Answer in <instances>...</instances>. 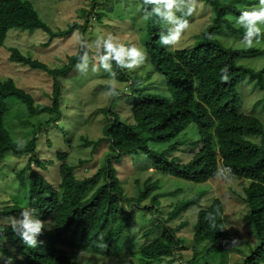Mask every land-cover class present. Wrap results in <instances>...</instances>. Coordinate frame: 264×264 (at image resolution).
Returning <instances> with one entry per match:
<instances>
[{
    "label": "trees",
    "instance_id": "1",
    "mask_svg": "<svg viewBox=\"0 0 264 264\" xmlns=\"http://www.w3.org/2000/svg\"><path fill=\"white\" fill-rule=\"evenodd\" d=\"M138 1L144 9L143 0ZM203 1L212 7V21L201 31L200 39L187 48L169 51L162 47L159 43L161 31L154 26V17L148 16V37L143 49L150 71H144V77L148 78L152 73L162 75L170 97L141 91L143 75L115 69L116 80L129 83L127 92L116 89L117 98L122 97L128 105L129 116L122 118L110 104L102 109L106 117L102 136L97 140L82 138L83 145L94 144V148L103 141L108 143L102 165L94 174L78 176L77 167L66 162L68 152H57L56 186L40 172L48 160L37 157L35 135L41 130L39 127L57 126L61 119L59 78L76 65L81 48L69 56L65 65L52 69L18 47L10 48L8 59L11 62L44 70L53 79L49 104L37 103L12 78L0 80V164L8 152L29 156L26 165L16 171L15 176L20 186L26 188L23 197L26 207L35 209L36 214L50 224V230H43L38 237L42 243L30 248L21 244L9 224L0 223V255L5 259L12 257V264H82L73 259L74 251L113 255L114 247L129 229L136 209L141 208V201L150 197L151 206L144 207L150 213L159 204V195L153 193L158 188L157 182L150 178L146 179L137 197L123 198L121 181L112 162L123 155L141 153L163 174L196 184L217 177V171L225 167L231 168L233 177L247 179L242 201L248 208L246 218L257 243L243 261L235 264H261L264 261V126L258 117L239 110L241 98L237 91L244 77L264 90V67L258 71L238 63V59L258 52L257 47L234 48L215 36L223 28L239 30L232 27L227 15H240L248 8L240 10L234 1ZM85 27L86 24L75 22L56 32L39 17L29 0H0V47L12 28L40 29L55 38L71 34L75 29L83 37ZM93 54L89 52V55ZM225 66L229 69V79L221 81L220 70ZM104 88L109 90V85ZM11 96L18 98L30 115L47 113L45 121L35 126L34 136L26 144L18 143L5 126L8 112L5 100ZM190 124L196 126L199 138L190 144L188 161L179 162L171 154L186 143L180 134ZM251 135L260 137L261 142L250 139ZM67 141L71 143L70 139ZM153 144L160 146L152 147ZM200 196L174 204L161 222L159 236L136 249V264H155L163 259L170 263L177 248H187L178 235L187 222L175 227L169 223L191 205L198 204ZM21 209L18 204L6 205L0 209V216ZM223 215L224 203L219 198L197 211L189 242L194 255L199 254L201 258L205 249V254L224 256L227 252L230 232ZM151 231V228L147 229L143 236L148 237ZM126 246L129 249L131 242ZM189 261H195L193 256L186 263ZM0 264H5V260H0Z\"/></svg>",
    "mask_w": 264,
    "mask_h": 264
},
{
    "label": "rangeland",
    "instance_id": "2",
    "mask_svg": "<svg viewBox=\"0 0 264 264\" xmlns=\"http://www.w3.org/2000/svg\"><path fill=\"white\" fill-rule=\"evenodd\" d=\"M37 11L39 17L47 23L53 31L66 29L69 24H86L83 39L93 47L98 36H113L119 43L126 46L134 45L144 50L143 45L148 37V16L145 15L138 0H29ZM222 2L234 1L236 7L252 8L258 6V0H221ZM211 5L203 0H194L192 15L186 16L188 28L181 36V40L174 49L190 47L200 39V33L204 27L212 21L213 12ZM179 15V13H177ZM237 14H228L227 18L233 28L221 29L215 36L223 43L234 48L244 47L240 44L243 28L236 24ZM154 26L160 31L165 26L156 21ZM264 33V26L261 27ZM79 31L75 29L71 34L50 38L40 29L12 28L0 47V80L12 78L15 83L29 92L37 103L49 104L51 102L52 76L46 71L23 66L8 59L10 48L18 47L24 54L31 55L43 62L48 68L61 67L68 62V58L78 52L80 47ZM257 47L258 52L238 59V63L249 66L254 70L264 67V39L260 43H254L251 47ZM94 55V54H93ZM90 55L89 68L86 72L78 71L75 66L72 70L59 78L61 83L60 107L63 109L61 119L57 126L39 127L41 130L35 135L37 139L36 154L40 160H48V164L40 172L47 180L57 185V167L59 162L57 152L67 151L66 162L75 165L78 176L92 175L102 165L104 153L108 151V143L103 141L94 148V144L83 145L82 138L97 140L102 136V126L106 123V117L102 109L111 106V109L120 114L122 118L129 116L128 105L122 97L111 95L104 87L109 85V76L103 70L92 71L95 63ZM150 71L146 62L134 70H128L129 74L138 73L144 77L145 72ZM128 82L116 80L115 88L127 92ZM141 91L145 93L170 97L167 84L162 75L152 73L148 78L144 77L141 83ZM240 95L239 110L245 114L259 118L264 126V90L260 89L254 81L247 77L241 79L237 86ZM118 94V93H117ZM8 112L5 116V126L11 136L21 144H26L34 136L35 126L43 123L47 113L30 115L25 105L16 97H8L5 100ZM22 121L25 123L23 124ZM25 121H28L27 123ZM39 126V125H38ZM37 126V127H38ZM180 137L186 140L178 151L171 154L179 162L189 159L192 142L199 138L194 124H190ZM68 139L71 143H68ZM250 139L260 143V137L251 135ZM160 146L153 144L152 147ZM28 155L17 156L8 152L0 164V209L6 205L18 204L27 208L23 197L26 188L20 186L15 173L20 171L28 160ZM82 163V164H81ZM112 165L116 169L117 178L121 181L123 198L137 197L143 189L146 179L157 182L158 188L153 193L159 195V204L153 213L145 209L150 205V197L141 201V208L136 209V214L121 239L114 247L113 255H99L88 250H77L72 253L74 260L82 264H136V249L142 244L159 236L161 222L166 219L174 204L186 199L201 195L198 204H193L169 223L170 226H179L187 222L178 232L187 248H177L170 263L166 259L156 262L158 264H235L244 260L257 243L250 221L246 218L248 208L242 197L244 186L248 180L233 177L231 182L217 176L206 183L196 184L173 176H168L153 168L152 160L146 155L128 154L117 157ZM36 167L35 165H33ZM80 173V175H79ZM136 180H139L136 182ZM215 198L224 203V223L230 232V241L227 252L221 254L194 255L190 247L192 227L196 219L197 211L208 206ZM20 210V211H21ZM20 211L10 214H2L0 223L10 224L12 217L18 216ZM45 221V219H41ZM151 228L148 237L144 232ZM128 241V242H127ZM131 242L128 249L126 243ZM201 248V247H200ZM199 250V249H198ZM135 252V253H134ZM133 253V254H132ZM180 254V256L178 255ZM195 261L187 260L191 258ZM3 261V259H0ZM155 263V264H156ZM264 264V261L261 263Z\"/></svg>",
    "mask_w": 264,
    "mask_h": 264
},
{
    "label": "clouds",
    "instance_id": "3",
    "mask_svg": "<svg viewBox=\"0 0 264 264\" xmlns=\"http://www.w3.org/2000/svg\"><path fill=\"white\" fill-rule=\"evenodd\" d=\"M145 6L143 11L146 16L154 17L157 22L163 24L165 29L159 33V43L165 49L173 50L184 31L188 28L186 16L192 15L194 10V0H143ZM179 13V15L177 14ZM236 24L243 28V35L240 44L244 47H251L254 43H260L264 39V33L261 27L264 26V0H258V6L252 10L241 11L236 18ZM90 45L87 41L80 38L81 52L78 55L75 68L80 72H86L89 68ZM95 52L92 65V71L103 70L110 78L109 92L116 95V77L115 69L134 70L145 62L146 51L134 46H126L119 43L113 36H98L94 41ZM220 79L227 81L229 79V69L227 66L222 68ZM217 175L231 182L232 170L225 167L217 171ZM11 231L18 238L22 245L27 247H36L42 241L38 237L43 230H50V224L42 221L33 208H25L20 211L18 216L12 217L9 224ZM0 259L5 260V264H12V257L6 259L0 255Z\"/></svg>",
    "mask_w": 264,
    "mask_h": 264
}]
</instances>
